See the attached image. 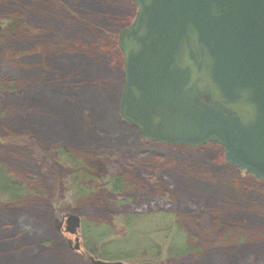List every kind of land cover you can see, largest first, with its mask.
Instances as JSON below:
<instances>
[{
	"label": "trees",
	"instance_id": "1",
	"mask_svg": "<svg viewBox=\"0 0 264 264\" xmlns=\"http://www.w3.org/2000/svg\"><path fill=\"white\" fill-rule=\"evenodd\" d=\"M136 10L131 0H0V118L55 136L73 202L89 219L81 227L85 254L127 264H264V205L254 202L264 182L242 176L217 144L149 142L120 116L117 35ZM17 140L29 142L0 139V264L37 254L71 264L30 227L42 190L25 186L32 175ZM140 140L169 150L138 149ZM213 152L228 185H213ZM218 189L228 193L214 202ZM249 201L263 205L261 213Z\"/></svg>",
	"mask_w": 264,
	"mask_h": 264
},
{
	"label": "water",
	"instance_id": "2",
	"mask_svg": "<svg viewBox=\"0 0 264 264\" xmlns=\"http://www.w3.org/2000/svg\"><path fill=\"white\" fill-rule=\"evenodd\" d=\"M131 1L134 19L117 35L120 116L150 142L218 144L230 164L264 181V0ZM56 228L81 250L78 215Z\"/></svg>",
	"mask_w": 264,
	"mask_h": 264
},
{
	"label": "rangeland",
	"instance_id": "3",
	"mask_svg": "<svg viewBox=\"0 0 264 264\" xmlns=\"http://www.w3.org/2000/svg\"><path fill=\"white\" fill-rule=\"evenodd\" d=\"M0 23L3 25L2 21H0ZM2 31L0 32V35ZM8 137H23L29 140L28 143L25 141H17H19V145L20 147H22V153L24 157L28 160L27 167L29 168L31 175L34 176L41 185L40 188L42 190L41 193L43 198L39 197L41 206H39L40 209L35 210L38 211L37 215L40 216L38 218V222L43 225L44 229L49 234L55 235V244L52 245L51 252L58 254V257L64 261H67V259H69L77 262V264H92L91 261L86 257L82 249L80 251H75L72 249L69 243V239H73V237L67 234L63 235L56 228V220H62L63 215L67 213H77L78 207L76 208L73 202V192L70 188L71 185L68 184L70 182L71 175L70 167L56 153V141H51V138L55 136H53L52 134L50 135V132L48 133V131H35L31 129L28 124H23L22 126H20V129H14L7 121L0 118V139ZM150 147L157 148L159 152H165V150H169V148L166 149L167 147L162 145L150 146L145 143V140H140L138 142V149H146ZM212 149L214 150L213 147H209L207 153L212 152ZM215 159V163L212 164V168H218V171L213 172V174L211 173L213 185L219 182L222 185H228L231 180L230 178L232 177H228L225 175L221 177V175L223 174L218 172L221 171L223 164L220 162L217 156L215 157ZM184 171L190 170L185 169ZM184 175L191 176L189 172ZM241 175L245 176L244 174ZM261 190L257 191V193L261 192L262 194H258L257 196H255L254 202L259 201L264 205V187H262ZM254 202L251 203L249 201V203H251L250 207L253 208L251 210L261 213V206L263 205L257 206ZM42 203H45V205L42 206ZM250 207H247V209ZM263 221L264 218H262V220H259V222ZM257 228L258 226L252 227V229L254 230H252L251 232H255V229ZM124 263L127 264L126 262ZM163 264L173 263L170 261H164Z\"/></svg>",
	"mask_w": 264,
	"mask_h": 264
},
{
	"label": "bare ground",
	"instance_id": "4",
	"mask_svg": "<svg viewBox=\"0 0 264 264\" xmlns=\"http://www.w3.org/2000/svg\"><path fill=\"white\" fill-rule=\"evenodd\" d=\"M2 30H3V25H2ZM1 30V31H2ZM82 144L83 145H86V141H83V139H82ZM26 168V171H27V173H30V170H29V168L26 166L25 167ZM15 181L14 182H20V183H22V181H21V179L20 180H16V179H14ZM29 180H30V182H28V184L30 185V186H27V184L25 183V186L27 187V189H28V191H29V193L31 192V194H32V191H34L35 193H36V191H38L37 189L38 188H40V183H39V181L34 177V176H31L30 178H29ZM24 183V182H23ZM22 183V184H23ZM68 184H70V182L68 183ZM32 185V186H31ZM33 186L35 187V190L33 189ZM37 188V189H36ZM32 190V191H31ZM228 193V190L227 189H218L217 190V192H216V195H215V197H213V200L212 201H214V202H217V201H219V199L222 197V196H224V194L225 193ZM40 193V192H39ZM18 198H20V197H18ZM33 199H35V197H33ZM38 201H39V197L38 198H36ZM35 199V200H36ZM74 204H75V202H74ZM76 206V205H75ZM16 207L18 208V209H22V208H20V205H17L16 204ZM34 208H35V202H34ZM76 208H77V206H76ZM36 209H40V207H39V205H36ZM76 215H78L79 217H80V219H81V227H82V224H83V220L86 218L88 221H89V219L84 215V214H81L80 212H79V208H77V213H75ZM31 224H30V227L32 228V230H34V232H36L37 233V235H38V237L40 238V239H42L43 241H45L46 243H51L52 245H54L55 244V238L54 237H51V235L44 229V227H43V225L42 224H40L37 220L35 221V220H31ZM80 239H81V249H82V238H81V229H80ZM84 252V251H83ZM85 254V253H84ZM96 258V257H95ZM34 260V261H33ZM39 260H41V262L42 263H46V264H57V263H60V262H58V260H55L54 258H52L51 257V255H40V254H37L36 255V257H34V259H32V257H31V259L29 258V260L28 261H24L23 262V264H36V262L37 261H39ZM57 262V263H56ZM73 262V264H76L74 261H72ZM72 262H70L71 264H72ZM68 264V263H67Z\"/></svg>",
	"mask_w": 264,
	"mask_h": 264
}]
</instances>
